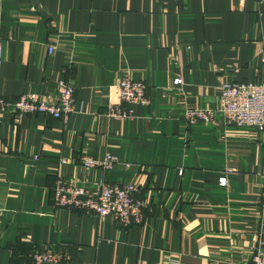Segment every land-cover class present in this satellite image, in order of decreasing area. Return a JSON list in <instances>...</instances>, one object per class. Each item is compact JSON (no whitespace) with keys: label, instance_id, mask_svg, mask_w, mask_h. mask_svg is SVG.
<instances>
[{"label":"crops","instance_id":"crops-1","mask_svg":"<svg viewBox=\"0 0 264 264\" xmlns=\"http://www.w3.org/2000/svg\"><path fill=\"white\" fill-rule=\"evenodd\" d=\"M0 38L7 99L60 80L77 99L66 120L0 112V264L46 246L72 264H233L264 243V131L185 118L225 83L264 81V0H0ZM124 75L149 104L117 120ZM106 152L119 157L106 179L142 186L140 225L54 205L60 178L96 187L79 158Z\"/></svg>","mask_w":264,"mask_h":264},{"label":"built area","instance_id":"built-area-1","mask_svg":"<svg viewBox=\"0 0 264 264\" xmlns=\"http://www.w3.org/2000/svg\"><path fill=\"white\" fill-rule=\"evenodd\" d=\"M179 1V0H165ZM53 47H50V52ZM3 43L0 38V112L16 111L20 114H47L54 118L68 119L76 106V87L68 81L60 80L56 93L43 96L35 92L24 93L14 100L7 99L1 92V72L3 65ZM176 78L175 83H181ZM119 102L108 106L107 115L117 120L133 117L135 104H149L146 95L147 85L141 79H132L124 75L116 85ZM221 117L218 122L224 126L238 128L253 127L264 131V81L229 82L221 87L217 107L188 108L185 118L189 124L214 122L215 114ZM1 123V118H0ZM85 168H99L101 178L94 189L75 185L64 178L57 180L54 186V205L59 208L80 210L99 217L113 216L123 227L140 225L146 217L147 202L140 197L142 186L139 182H111L106 173L114 169L119 157L106 152L102 158L83 154L79 158ZM62 160V163H65ZM130 164L127 163L128 167ZM228 178H220V184L226 185ZM33 264H72L71 256L63 249L46 246L35 249L31 254ZM233 264H264V243L253 249L250 258Z\"/></svg>","mask_w":264,"mask_h":264}]
</instances>
